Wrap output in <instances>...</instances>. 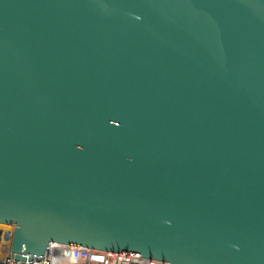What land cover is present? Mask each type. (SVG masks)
<instances>
[{"label":"water","instance_id":"water-1","mask_svg":"<svg viewBox=\"0 0 264 264\" xmlns=\"http://www.w3.org/2000/svg\"><path fill=\"white\" fill-rule=\"evenodd\" d=\"M0 222L264 264V0H0Z\"/></svg>","mask_w":264,"mask_h":264},{"label":"built area","instance_id":"built-area-1","mask_svg":"<svg viewBox=\"0 0 264 264\" xmlns=\"http://www.w3.org/2000/svg\"><path fill=\"white\" fill-rule=\"evenodd\" d=\"M15 226L0 222V264H169V262L64 243H52L41 259L17 260L11 244Z\"/></svg>","mask_w":264,"mask_h":264}]
</instances>
